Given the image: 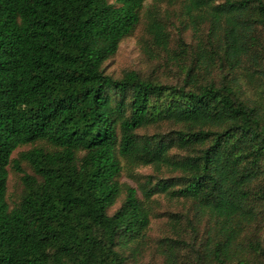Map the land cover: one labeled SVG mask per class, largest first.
<instances>
[{
  "label": "trees",
  "instance_id": "16d2710c",
  "mask_svg": "<svg viewBox=\"0 0 264 264\" xmlns=\"http://www.w3.org/2000/svg\"><path fill=\"white\" fill-rule=\"evenodd\" d=\"M147 1L0 0V264H125L156 194L193 214L170 219L169 264L194 246L195 264H264V112L237 84L264 94V0H183L195 43L173 49ZM142 22L144 54L168 55L180 83L105 74ZM145 166L174 175H132ZM9 168L24 186L13 207Z\"/></svg>",
  "mask_w": 264,
  "mask_h": 264
},
{
  "label": "rangeland",
  "instance_id": "374dc122",
  "mask_svg": "<svg viewBox=\"0 0 264 264\" xmlns=\"http://www.w3.org/2000/svg\"><path fill=\"white\" fill-rule=\"evenodd\" d=\"M153 4V0H148L146 7L149 8ZM156 5L161 11L162 17L167 18L169 27L172 33L171 49L175 48L178 38L184 39L188 44H194L192 31L187 27L188 21L182 16L183 0H156ZM145 38L144 22H142L135 31L126 37L120 44L117 54L104 64V72L114 78L120 77L126 71H136L141 77L151 79L164 84L180 83L182 73L168 59V55L159 54L154 59L148 58L143 51V41ZM241 77V76H240ZM241 96L249 98L252 103L261 104L264 112V94L258 90L255 85H249L243 79L237 82ZM171 127V124H162L158 127L148 129V133L164 132ZM145 132V131H144ZM30 145L18 148L13 158H17L18 153L26 151ZM21 169L29 174L30 168L25 164H20ZM134 177L144 181L146 177L150 176L153 179L159 177L173 176L174 174L162 168L155 170L151 166L136 167L132 171ZM121 182H125L132 187H137L136 180L130 178L126 172H123L120 177ZM24 191V186L21 182V173H17L9 168V176L7 181V201L10 207L15 206ZM154 212L151 219L150 229L148 231L146 246L135 256L131 254H124L126 257L125 264H169L167 258L162 254L159 243L164 237L172 236L170 229V219L173 215H178L183 221L185 218H191L193 215L188 210V205L183 204L182 201L169 200L163 194L154 195ZM118 204L116 205V207ZM115 207V208H116ZM208 225L210 224L207 221ZM202 226L206 221H202ZM197 247L193 249H183L179 252L178 257L173 259L175 264H183L186 261L189 264H195Z\"/></svg>",
  "mask_w": 264,
  "mask_h": 264
}]
</instances>
